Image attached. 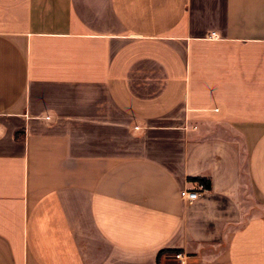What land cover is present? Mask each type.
Listing matches in <instances>:
<instances>
[{
  "label": "crops",
  "instance_id": "1",
  "mask_svg": "<svg viewBox=\"0 0 264 264\" xmlns=\"http://www.w3.org/2000/svg\"><path fill=\"white\" fill-rule=\"evenodd\" d=\"M175 251L264 264V0H0V264Z\"/></svg>",
  "mask_w": 264,
  "mask_h": 264
},
{
  "label": "built area",
  "instance_id": "2",
  "mask_svg": "<svg viewBox=\"0 0 264 264\" xmlns=\"http://www.w3.org/2000/svg\"><path fill=\"white\" fill-rule=\"evenodd\" d=\"M197 196V190L193 188H184L179 190V197L182 200H192L195 199ZM171 258L177 261L178 264H183L185 261V256L180 251H175L171 254Z\"/></svg>",
  "mask_w": 264,
  "mask_h": 264
},
{
  "label": "trees",
  "instance_id": "3",
  "mask_svg": "<svg viewBox=\"0 0 264 264\" xmlns=\"http://www.w3.org/2000/svg\"><path fill=\"white\" fill-rule=\"evenodd\" d=\"M193 180L200 182V184H202V186H204L205 188H208L209 187V182L205 178L196 177Z\"/></svg>",
  "mask_w": 264,
  "mask_h": 264
}]
</instances>
